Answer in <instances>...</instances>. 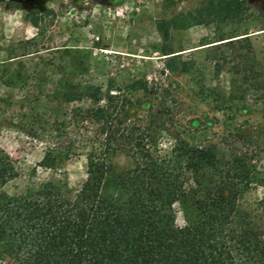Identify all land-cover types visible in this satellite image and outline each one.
<instances>
[{
  "label": "rangeland",
  "instance_id": "374dc122",
  "mask_svg": "<svg viewBox=\"0 0 264 264\" xmlns=\"http://www.w3.org/2000/svg\"><path fill=\"white\" fill-rule=\"evenodd\" d=\"M206 1L0 0V147L18 169L5 190L21 193L51 177L78 188L86 179L88 132L73 110L94 104L65 101L74 94L65 83L78 93L87 85L122 93L132 117L150 113L164 128V149L179 137L239 150L264 182V0H245L236 21L193 24L188 13L204 16ZM163 47L179 55L166 58ZM51 145L73 146L61 173L39 166ZM113 161L130 164L123 154ZM263 197L264 183L252 184L237 206L250 210Z\"/></svg>",
  "mask_w": 264,
  "mask_h": 264
},
{
  "label": "trees",
  "instance_id": "16d2710c",
  "mask_svg": "<svg viewBox=\"0 0 264 264\" xmlns=\"http://www.w3.org/2000/svg\"><path fill=\"white\" fill-rule=\"evenodd\" d=\"M245 9V0H207L204 16L187 19L236 21ZM161 29L167 39L169 23ZM65 90L74 93L65 101L94 104L73 110L88 132L86 179L73 188L66 177H51L9 194L18 169L0 147V264H264V197L250 210L237 206L252 184L264 183L247 154L179 137L164 149V128L150 113L132 117L122 93L93 85L78 93L72 83ZM72 147L49 146L39 166L61 173L58 163ZM117 154L130 164L115 163Z\"/></svg>",
  "mask_w": 264,
  "mask_h": 264
}]
</instances>
